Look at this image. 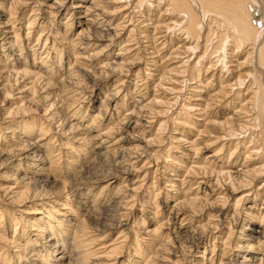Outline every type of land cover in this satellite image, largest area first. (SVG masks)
Segmentation results:
<instances>
[{
    "label": "bare ground",
    "instance_id": "bare-ground-1",
    "mask_svg": "<svg viewBox=\"0 0 264 264\" xmlns=\"http://www.w3.org/2000/svg\"><path fill=\"white\" fill-rule=\"evenodd\" d=\"M249 4L0 0V148L17 147L28 138L23 130L31 120L29 109L47 110L54 131L74 110L72 93L78 85L73 82L83 78L91 88L84 93L90 115L100 113V126L106 130L123 121L113 148L146 150L139 160L132 158L139 175L122 174L138 201L133 216L154 196L149 188L154 179L159 187L171 185L167 197L157 200L162 218L145 216V242L134 259L139 264H264V7ZM85 31L89 35L81 37ZM65 33L67 40L79 38V63L69 54ZM91 52L98 55L85 59ZM117 85L119 95L101 111L104 94ZM89 134L96 135L95 129ZM34 138L45 144L49 136ZM54 151L62 161L66 150ZM149 153L155 154L151 160ZM123 156L118 151L116 158ZM16 163L0 172L22 179ZM53 164L49 159L36 167L51 169ZM29 175L43 182L48 173L33 168ZM120 182L114 181V187ZM14 183L4 180L0 186ZM179 201L188 205L177 207ZM164 220L169 223L160 228L159 239L149 238L148 231ZM200 225L216 230L189 243L185 253L182 242ZM91 228L86 221L83 247L75 254L79 264H124L127 249L116 251L119 231L89 235ZM69 258L64 255L62 264Z\"/></svg>",
    "mask_w": 264,
    "mask_h": 264
},
{
    "label": "clouds",
    "instance_id": "clouds-1",
    "mask_svg": "<svg viewBox=\"0 0 264 264\" xmlns=\"http://www.w3.org/2000/svg\"><path fill=\"white\" fill-rule=\"evenodd\" d=\"M64 2L65 0H56L59 5ZM253 6L264 7V0H259V5L257 0H251L247 7ZM91 11V8L87 9V12ZM120 27L117 26V34ZM260 31L264 32V28ZM88 35V31L80 33L81 37ZM64 36L66 39L67 33ZM78 40V37L66 39L69 54L76 56L77 63L82 59L77 53ZM96 55L98 53L91 52L85 59L91 60ZM224 67L227 68V65ZM73 83L78 85L72 93L74 110L60 124L55 125L54 131L51 130L52 118L47 110L41 114L35 109H29L31 120L23 130L28 138L17 147L0 148V156L5 152L8 154L6 158L0 159V169L16 160L17 163L13 166L15 171L24 172V177L20 180L13 174L0 172V181H15L11 188L0 186V264H62L64 255L70 257L68 264H79L75 254L83 247L82 228L86 221L92 223L89 235L99 232L108 235L119 231V237L115 241L118 246L116 251L126 248L128 256L124 264H139L134 257L141 254V244L145 242L141 236L147 224L145 216L150 215L157 221L162 218L157 200L162 194L167 197V190L171 185L159 187L154 179L149 186L154 191V196L148 203L140 205L139 216H133L132 209L138 201L123 182L122 174L139 172L132 158L139 160L146 154V150L129 152L127 149L113 148L114 133L120 131L123 121L103 129L100 126V113L90 115L91 103L84 95L85 91H91L90 86L85 84L83 78ZM118 95L119 85L106 92L101 100V111H107V103ZM57 100L63 103L60 97ZM86 103L88 107L84 106ZM93 129L96 135L89 134ZM129 135L135 138L142 133ZM35 136L41 139L49 136V139L47 143L41 144ZM55 137L60 139H54ZM105 147L107 151L104 150ZM32 148L36 150L23 157L20 155L22 151ZM56 148L66 150L62 161L54 151ZM41 149L46 154H37ZM118 151L124 152L121 159L116 158ZM154 155L149 153L148 160ZM49 159L54 160L51 169L36 167L38 163ZM143 167L147 169V160ZM33 168L48 173L43 182L37 181L34 175H29ZM118 178L121 182L118 187H114V181ZM18 188L23 191H17ZM181 205L187 206L188 202L179 201L177 207ZM168 223L167 220L163 224L158 222L154 229L148 231V237L159 239L160 228ZM215 230V225L193 228L182 242L185 253L191 250L189 243L195 244L206 235L211 236ZM232 234L230 231L229 236ZM242 247L243 245H236L237 249Z\"/></svg>",
    "mask_w": 264,
    "mask_h": 264
},
{
    "label": "rangeland",
    "instance_id": "rangeland-1",
    "mask_svg": "<svg viewBox=\"0 0 264 264\" xmlns=\"http://www.w3.org/2000/svg\"><path fill=\"white\" fill-rule=\"evenodd\" d=\"M96 105L98 104V101H97V103H95ZM142 145H143V143H141ZM154 168V167H153ZM136 175H139V172H133V173H131L130 175H129V178H132V177H134V176H136ZM137 214H140L139 213V211H137L136 210V215ZM197 217H199V216H197ZM202 249V246L200 245V248H198V250L200 251ZM195 250H197V248L195 249ZM195 250H194V252H192L193 254H196V253H198V252H195ZM210 252L209 253H207V255L208 256H210ZM125 258V257H124Z\"/></svg>",
    "mask_w": 264,
    "mask_h": 264
}]
</instances>
